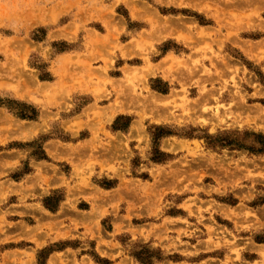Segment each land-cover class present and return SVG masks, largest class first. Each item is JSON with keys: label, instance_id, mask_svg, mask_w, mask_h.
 I'll return each instance as SVG.
<instances>
[{"label": "rangeland", "instance_id": "rangeland-1", "mask_svg": "<svg viewBox=\"0 0 264 264\" xmlns=\"http://www.w3.org/2000/svg\"><path fill=\"white\" fill-rule=\"evenodd\" d=\"M0 104V264H264V0H0Z\"/></svg>", "mask_w": 264, "mask_h": 264}, {"label": "crops", "instance_id": "crops-1", "mask_svg": "<svg viewBox=\"0 0 264 264\" xmlns=\"http://www.w3.org/2000/svg\"><path fill=\"white\" fill-rule=\"evenodd\" d=\"M180 39L178 38L177 39V41H179ZM183 41L187 44V42H186V40H184L183 39ZM237 41V40H236ZM242 42H243V44H242ZM260 42V41H259ZM170 43V42H169ZM178 43H180V42H177V44ZM238 43V42H237ZM177 44H175V43H173V46L174 45H177ZM239 44L241 45L242 44V46H246L247 47V41L246 40H240L239 41ZM179 45V44H178ZM177 47V46H176ZM245 53V55L247 56V54H246V52H244ZM170 57V55H166V57ZM174 57V56H173ZM177 57V56H176ZM167 59V58H166ZM163 79H166L165 78V76L163 75V76H161ZM178 79H182V76L180 75V77H178ZM12 151H14V150H10V151H8L7 153L9 154V155H7V156H5V158H4V164H3V169L4 168H6V171H5V173H8V174H10V173H13V172H15V171H17V170H19L20 169V165H21V163H22V160L23 159H19V161H18V163L17 164H15L16 163V161H17V159H18V157H17V159H16V156H13L12 155ZM2 158V157H1ZM13 164H15L14 166H12ZM9 166H11V168H9L8 169V167ZM8 169V170H7ZM0 170H1V168H0ZM35 174V171H32L29 175H26L24 178H26V177H30V176H33ZM22 180V179H21ZM29 187L30 186H22V188L20 187V184L19 183H15L14 182V184L13 185H11V184H6V185H4V186H1L0 187V193H6L7 194V196H8V198L10 197V198H12V197H14L15 198V206H19V205H21V204H23L22 202H23V199H25V195H28L30 192H32V191H30L29 190ZM39 187H40V185H37V186H35L34 187V189L37 191V192H39V193H41L42 194V192H41V190L39 189ZM24 191V192H23ZM48 193H50V192H48ZM36 197V196H35ZM42 196H40L39 195V198H41ZM40 199H37V203L40 205L41 203H40V201H39ZM42 205V204H41ZM24 211H26V210H24ZM15 215V214H14ZM0 218H1V215H0ZM6 220L8 221V222H13V223H18V222H21L20 221V219L18 218V219H14V218H12V217H8V218H6ZM9 220H11V221H9ZM11 230V229H10ZM12 230H14V231H22L23 230V227L22 226H20V227H16V228H14V229H12ZM24 232H26V230L24 229ZM15 234V233H14ZM17 235H18V232H17ZM41 238V237H40ZM27 240V238L26 237H21L20 238V240H18V241H12V240H10V241H8V242H6L5 240H3L1 243H0V256L2 257V256H4V254H11V256L13 257L14 255H15V253H22L23 251H25V247H20V246H22V244H24L25 242H27L26 241ZM11 245H13V247H11L10 249H5V246H11ZM1 248H4L3 250L1 249ZM18 255V254H17ZM53 255H51V257H52Z\"/></svg>", "mask_w": 264, "mask_h": 264}, {"label": "bare ground", "instance_id": "bare-ground-1", "mask_svg": "<svg viewBox=\"0 0 264 264\" xmlns=\"http://www.w3.org/2000/svg\"><path fill=\"white\" fill-rule=\"evenodd\" d=\"M133 14L136 15L135 13H133ZM66 58H67V57H66ZM67 60H69V58H68ZM174 60H175V59H174ZM174 60H173L172 62H174ZM65 63H66V61H65ZM129 73H131V71H130ZM131 74L136 75V74L133 73V72H132ZM134 75H132V76H134ZM134 77H135V76H134ZM210 78H211V77H210ZM213 80H214V79H213ZM215 80H216V79H215ZM129 81H130V79H129ZM202 97H203V96H202ZM150 99H152V98H150ZM201 99H202V98H201ZM203 99H204V98H203ZM202 101H203V100H202ZM169 148H170V147H169ZM177 148H178V147H177ZM172 150H174L173 147H172ZM175 150H176V149H175ZM175 150H174V151H175ZM176 151H177V150H176Z\"/></svg>", "mask_w": 264, "mask_h": 264}, {"label": "trees", "instance_id": "trees-1", "mask_svg": "<svg viewBox=\"0 0 264 264\" xmlns=\"http://www.w3.org/2000/svg\"><path fill=\"white\" fill-rule=\"evenodd\" d=\"M1 105V104H0ZM17 116H19L20 118H22V119H30L31 117H28V116H25V115H23V114H17ZM254 151V150H253Z\"/></svg>", "mask_w": 264, "mask_h": 264}]
</instances>
